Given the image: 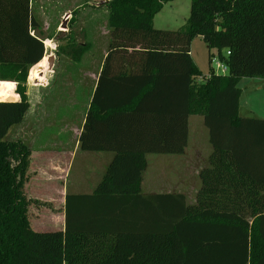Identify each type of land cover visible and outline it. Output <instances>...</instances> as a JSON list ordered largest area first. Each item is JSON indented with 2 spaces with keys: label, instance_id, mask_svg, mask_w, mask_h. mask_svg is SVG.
<instances>
[{
  "label": "trees",
  "instance_id": "obj_1",
  "mask_svg": "<svg viewBox=\"0 0 264 264\" xmlns=\"http://www.w3.org/2000/svg\"><path fill=\"white\" fill-rule=\"evenodd\" d=\"M174 1L106 3L107 66L79 143L114 157L92 194L66 196L64 230L38 232L25 194L31 149L8 135L30 109L29 71L47 63L46 48L32 0H0V264H264V119L240 116L238 88L244 78L264 80V0H192L184 28L155 29ZM196 37L227 75L211 69L200 81ZM85 52L77 47L73 59ZM114 57L123 69L111 77ZM109 85L120 92L111 102L102 94ZM191 116L202 117L212 148L195 203L143 197L147 155L183 154Z\"/></svg>",
  "mask_w": 264,
  "mask_h": 264
},
{
  "label": "crops",
  "instance_id": "obj_2",
  "mask_svg": "<svg viewBox=\"0 0 264 264\" xmlns=\"http://www.w3.org/2000/svg\"><path fill=\"white\" fill-rule=\"evenodd\" d=\"M34 1L35 0H32V9ZM33 14L37 19V14L34 10ZM95 37L98 50L101 49V51L99 55L93 54L90 59V62L93 64L92 71H90V68H86L85 66L80 65L83 59L78 63L72 62L74 64V68L77 71L76 78L73 82L75 88V98L72 101L68 102V98L72 93L71 92L66 100L63 99V88L59 87L60 93L56 97V101L54 102L53 107H51L48 112L47 110H44L43 113H40L39 110L43 107V105L36 107L37 109L34 108V110L32 111L31 109L29 110L31 114L33 111L36 114V117L34 119L35 127H38L37 124L38 122H41L42 119H44V121L46 122H50L49 118H51V121H54L52 122V127L48 130V136H45L44 138L36 136L31 141V156L28 170L33 171V173H37V171L41 172L40 174H42L43 176L33 177L31 179L29 178L27 184L30 187V190H32V188L34 187L32 184H36L35 182L32 183V180L38 178V180H41V182H38V184H42L38 191H44V193H60L59 198L56 201L53 199L54 196L52 195L48 196V198L45 199V202H48L52 205V207L56 206L59 209L56 211V216L52 212L49 215H45V218L49 219L53 216L58 218L60 222L58 224L59 230H64L65 228L66 196L69 194H92L97 188L98 184L104 178L107 168L114 157V154L110 152H84L81 150L79 143V135L82 131L85 112L89 108L91 98L98 87L100 75L102 74L104 68H106L107 66L106 58L109 43V30L105 28L103 31L96 32ZM46 44L50 45L52 43L50 41H46ZM94 46L95 45L93 43V47ZM190 55L192 58L191 52ZM119 64H123V61L117 59L116 57L109 61V69L111 68V77L115 75V71L123 69L121 66H116ZM46 68L47 64L44 63V59L38 65L32 68L31 76L29 77L28 83H26L27 94L31 90L35 93L39 90H42L48 85L52 72L49 71L48 68ZM251 86L254 87L252 90L255 93L257 92L262 94L264 92V80L251 79V83H249L248 87ZM102 94L106 97H109L110 99H108V102H111L113 101L111 100L112 97L115 98L118 94H120V92L115 85H109L108 89H106L105 92L103 91ZM85 97L86 104L84 103V105H81ZM242 97L243 92L240 99L239 112L240 116L244 117L242 115ZM257 97L258 102L260 101L261 103V105H259V103H255V105L258 106L259 111L255 108L254 111L248 110V112L256 115L252 117L264 118V103H262L261 95H257ZM35 110H37L38 113H36ZM74 111L81 114V125L79 127L77 125L72 126L73 124L71 123V121L75 118V116L69 117L71 112ZM258 114L259 116H257ZM62 120H70V122H67L63 126H61L60 124H62ZM194 125L203 126V119L201 122L196 121L192 125L191 129L194 128ZM49 131L52 134H50ZM196 131L198 133L196 132L194 141H188L189 147L187 146L184 153L181 155H174L182 156L181 159H176V161L173 162L174 168L172 169H174V172H167L165 170V167H161L166 165V163L168 162L169 159L168 157H166L168 155L156 154L158 156L151 159V164L149 159L150 155H147V167L143 172L141 182V195L143 197H150L158 194L183 195L185 196L188 205H193L195 203L196 195L201 189L199 174L202 168L205 166L207 159L212 152V148L210 150L208 147L211 146L209 144L208 130H204L202 129V127H198ZM201 137H204L207 143V152L205 157H203L201 155V151H198L197 149L199 143L198 141ZM192 143L195 150L193 152H190ZM39 161H43V165L41 163L39 166ZM90 161L93 162L89 164L88 162ZM201 161L204 164H201ZM150 167H157L158 174H150L148 172V169ZM73 170H75L73 177L76 178H74L73 180V192H71L68 189V186L70 184L69 178ZM79 173L80 175H83L84 173V177L79 178ZM174 175H176V178L173 179L172 176Z\"/></svg>",
  "mask_w": 264,
  "mask_h": 264
},
{
  "label": "rangeland",
  "instance_id": "obj_3",
  "mask_svg": "<svg viewBox=\"0 0 264 264\" xmlns=\"http://www.w3.org/2000/svg\"><path fill=\"white\" fill-rule=\"evenodd\" d=\"M108 1L109 0H35L34 1L33 10L37 14V21L39 24V28L35 31V34L40 36L42 39H44L45 48H46L45 57L46 58H48L49 56L54 57V67L51 71L52 75L46 87L35 93L32 90L28 92L27 99L31 111L34 110V108L37 109L36 107L43 105V107L39 110L40 113H43L44 110H47L48 112L49 109L53 107L54 102L56 101V97L60 93L59 87L63 88V95H62L63 99L66 100L71 92L72 93L68 98V102L72 101L75 98L74 96L75 88L73 82L76 78L77 71L74 68V64L72 62L78 63L83 59L80 65L85 66L86 68H90V71H92L93 64L90 62L91 61L90 59L93 56V54L99 55L101 51V49L98 50L95 41L96 32L103 31L105 28L109 30L108 19H107L108 9L107 7H105ZM191 4H192V0H176L174 2L166 4L164 8L161 10V12L155 16L153 20L154 28L160 30H172V31H178L184 28L190 16ZM67 14H70L68 20V26H67V33L62 39H60V41H57V38L59 37L61 31V24ZM66 37H69L70 39L69 40L67 39L68 40L67 42H63V40ZM46 41H50L52 43V48L47 49ZM93 43L95 45L94 47H93ZM79 46L86 47V52L80 60L75 61L73 59L74 52ZM191 54L194 63L202 73V77H200L199 79L200 81H204L206 78L209 77L210 70L214 68V66H211L209 63L208 47L200 37H196L193 40L191 44ZM214 70L217 72L215 68ZM31 73H32V68L29 71V77L31 76ZM249 83H251V79L244 78L238 84L239 89L242 90L243 92L242 115L244 117L256 116L253 115L252 113H249L248 110L254 111L255 108L256 110H258V106H256L255 103L257 104L259 103V105H261V103L260 101L258 102L257 95H261L262 103H264V92L262 94L257 92L255 93L252 90L254 88L253 87L254 85L248 87ZM0 86H1V82H0ZM84 103L86 104V97L81 105H84ZM35 111L36 113H38L37 110ZM71 116H75V118L72 119L71 121V123L73 124L72 126L77 125L79 127L81 125V114L79 112L74 111L71 112V114L69 115V117ZM257 116H259V114ZM35 117L36 114L34 111L32 112V114L31 112L28 111L24 121L21 124L12 127V129L9 132L8 139L10 140L22 139L24 143L29 148H31V141L36 136L42 138L48 136V130L52 127L53 125L52 122L54 121H51L52 120L51 118H49L50 122L49 121L46 122L44 121V119H42L41 122H38V124L36 123L38 127H35L34 125ZM196 121L201 122L202 117L191 116L189 121L190 135L188 141H194L197 132L196 129L198 127L199 128L202 127V129L204 130L206 129L204 125L203 126L194 125V128L191 129L192 125ZM67 122L69 123L70 120L67 121L62 120V124L60 125L63 126ZM198 142L199 143L197 149L198 151H201L202 153L201 155L205 157L207 152L206 140L204 139V137H201ZM191 146L192 148L190 149V152H193L195 150L193 143ZM208 147L211 150V146ZM156 156L158 155L150 154L149 156L150 164L152 163L151 159ZM166 157H168L169 160L166 163V165L161 167H165V170L167 172L170 171L174 172V169H172L174 168L173 162H175L176 159H181L182 156L168 155ZM202 161L201 164H204ZM92 162L90 161L88 163L91 164ZM41 163L43 165V161L41 162L39 161V166ZM29 171L30 170H28L27 172L28 180L29 178L31 179L33 177L43 176L42 174H40L41 172L37 171V173H33V171L30 172ZM74 171L75 170L72 171L71 176L69 178L70 184L68 186V189L71 192H73L72 189L73 180L74 178H76L73 177ZM148 172L150 174L151 173L158 174L157 167H153V168L150 167L148 169ZM81 177H84V173L83 175H80L79 173V178ZM172 178L173 179L176 178V175L172 176ZM34 182L36 184H32L34 186L32 190H30V187L28 186L27 183L25 185V194L30 202L28 207V219L30 221L31 227L33 228V230L38 232L58 231L59 230L58 224L60 222L58 218H56L55 216L57 214L56 211L59 209L56 206L52 207L51 204L45 202V199L48 198V196L52 195L54 196L53 199L56 201L59 198L60 193L59 192L44 193V191L43 192L38 191V189L42 185V184H38V182H41V180H38V178H36L35 180H32V183ZM51 212L54 213L55 216L51 217L50 219L45 218V215H49Z\"/></svg>",
  "mask_w": 264,
  "mask_h": 264
},
{
  "label": "water",
  "instance_id": "obj_4",
  "mask_svg": "<svg viewBox=\"0 0 264 264\" xmlns=\"http://www.w3.org/2000/svg\"><path fill=\"white\" fill-rule=\"evenodd\" d=\"M70 14H67L61 24V31H60V35L57 38V41H60V39H62L65 34L67 33V26H68V20H69ZM47 67L49 71H52L53 67H54V57L53 56H49L47 58Z\"/></svg>",
  "mask_w": 264,
  "mask_h": 264
},
{
  "label": "built area",
  "instance_id": "obj_5",
  "mask_svg": "<svg viewBox=\"0 0 264 264\" xmlns=\"http://www.w3.org/2000/svg\"><path fill=\"white\" fill-rule=\"evenodd\" d=\"M229 54V53H227ZM211 66H214V68L217 70V72L214 70V68H212L215 72L216 75H227L228 74V67L226 64H224L223 62L219 61L218 58H213L211 60Z\"/></svg>",
  "mask_w": 264,
  "mask_h": 264
}]
</instances>
